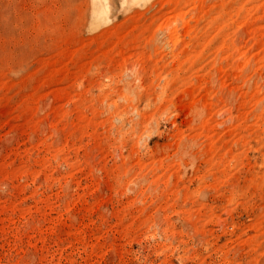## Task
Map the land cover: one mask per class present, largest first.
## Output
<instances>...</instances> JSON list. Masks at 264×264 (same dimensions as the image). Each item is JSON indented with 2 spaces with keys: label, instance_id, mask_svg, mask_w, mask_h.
I'll use <instances>...</instances> for the list:
<instances>
[{
  "label": "rangeland",
  "instance_id": "1",
  "mask_svg": "<svg viewBox=\"0 0 264 264\" xmlns=\"http://www.w3.org/2000/svg\"><path fill=\"white\" fill-rule=\"evenodd\" d=\"M0 264H264V0H0Z\"/></svg>",
  "mask_w": 264,
  "mask_h": 264
}]
</instances>
